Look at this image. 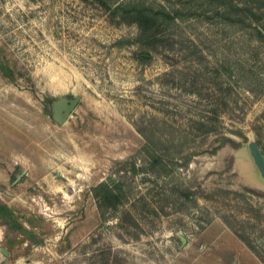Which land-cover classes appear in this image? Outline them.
I'll list each match as a JSON object with an SVG mask.
<instances>
[{"label":"rangeland","instance_id":"rangeland-1","mask_svg":"<svg viewBox=\"0 0 264 264\" xmlns=\"http://www.w3.org/2000/svg\"><path fill=\"white\" fill-rule=\"evenodd\" d=\"M252 138L264 0H0V264H264Z\"/></svg>","mask_w":264,"mask_h":264},{"label":"water","instance_id":"water-1","mask_svg":"<svg viewBox=\"0 0 264 264\" xmlns=\"http://www.w3.org/2000/svg\"><path fill=\"white\" fill-rule=\"evenodd\" d=\"M79 100V95L72 98L61 97L54 100L55 118H57L60 123L64 122L70 115L71 111L76 107ZM247 150L252 159V165L255 168L257 175L256 178L264 184V152L257 139L252 138L247 142ZM25 172L26 170L24 169L18 175L16 180L20 179Z\"/></svg>","mask_w":264,"mask_h":264},{"label":"trees","instance_id":"trees-1","mask_svg":"<svg viewBox=\"0 0 264 264\" xmlns=\"http://www.w3.org/2000/svg\"><path fill=\"white\" fill-rule=\"evenodd\" d=\"M231 143L238 147L240 146L241 142L236 141L232 138H229ZM264 152V150H263ZM253 191L258 192L257 189L252 188ZM94 194L99 200L100 206L103 204H112L116 205L118 199L120 200V191L117 187L111 186L107 181H101L97 185L94 186ZM240 237L246 242V244L264 261V255L260 249H258L247 237L241 236Z\"/></svg>","mask_w":264,"mask_h":264}]
</instances>
